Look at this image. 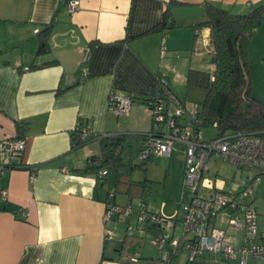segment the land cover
Here are the masks:
<instances>
[{
	"label": "crops",
	"instance_id": "1",
	"mask_svg": "<svg viewBox=\"0 0 264 264\" xmlns=\"http://www.w3.org/2000/svg\"><path fill=\"white\" fill-rule=\"evenodd\" d=\"M68 1L0 0V148L3 140L19 135L17 122L23 124L21 134L26 139L22 156L9 158L10 164L26 167L0 170V189L7 193L0 203V264L125 262L126 244L134 243L136 237L143 238L128 231L118 236L117 223L129 224L132 216L139 235L161 234L180 241L182 232L177 234L176 229L182 221L175 212L192 197L191 187L184 183L186 146L176 141L168 156L154 157L144 167L141 162L129 165L132 156L130 149L124 153L125 144L130 147L135 144L137 156L144 135L151 128V114L139 100L131 102L127 114H115L108 109V92L115 87L125 94L148 93L154 88L156 75L163 74L176 94L165 72L178 59L174 54L186 48L199 51L201 36L210 72L213 69L209 28L193 25L204 19V3L236 14L248 13L264 3V0H78V9L69 12ZM168 7L177 26L145 33L162 20ZM47 26L48 50L37 54L39 32ZM86 46L90 47L91 55L85 64L82 57ZM188 57V70L203 71ZM77 122L89 125L96 134L125 135L120 151L115 152L120 156L118 171L129 180L143 183L144 191L137 186L130 190L125 186L116 188L114 168L115 174L106 169L103 176L100 172H82L91 158L101 160L102 147L99 140H90L73 148V134L78 136L74 130ZM216 155L219 154H212L206 162L197 195L211 197L216 192L236 190V183L230 190L225 179L216 177L212 181L205 176ZM33 167L36 168L31 177ZM174 169L183 174V184L190 191L183 189L181 196L165 197L166 185L172 177L170 171ZM215 172L218 174L219 169ZM109 191L115 194L113 203L133 208L131 216L105 224L103 215ZM252 198H245L244 203L256 211L251 206ZM260 206L262 212L256 211L259 232L264 231V202ZM141 207L169 219L159 228L151 224L140 227L136 219ZM212 223L225 230L228 242L234 245L243 242V232H236L227 223L226 215L217 216ZM105 228L113 230V239H105ZM117 253L120 259H112ZM204 255L203 261L208 260V264H239L238 260L226 261L220 253L201 256ZM245 264H264V258L247 255Z\"/></svg>",
	"mask_w": 264,
	"mask_h": 264
},
{
	"label": "built area",
	"instance_id": "2",
	"mask_svg": "<svg viewBox=\"0 0 264 264\" xmlns=\"http://www.w3.org/2000/svg\"><path fill=\"white\" fill-rule=\"evenodd\" d=\"M66 7L69 12H74L79 7V1L69 0ZM90 55V47L86 46L82 63L86 64ZM134 94H125L118 88L111 87L108 92V109L117 115L127 114L131 102L135 99ZM145 101L146 103L143 104L151 114V128L144 135L142 148L137 152L143 167L154 157L168 156L176 141L186 146L184 183L191 187L192 197L188 203L181 204L179 210L175 212L182 221V239L169 240L161 234H155L152 243L158 250V258L148 260L140 252H136L127 256L125 262L103 260L100 264H140L141 262L175 264L174 257L183 250L187 253V262L196 261V258L204 253H220L226 261L238 260L239 264H245L247 255L264 258V231L258 230L257 213L240 201L243 198H251L253 184L264 178V134L246 131L224 133L218 131L214 123L212 128L216 130V134L206 139L203 135L198 104L193 102L188 104L187 100L177 98L169 90L163 74L156 75L154 89L146 96ZM74 130L83 144L107 136L106 133H94L89 125L81 122H77ZM25 148L24 137L3 140L0 148V170L2 171L4 165L9 163L10 157L22 156ZM215 153L240 168L256 170L255 175L240 180L241 189L238 193L216 192L211 197L196 194L206 162ZM99 161L100 159L97 158L95 164ZM35 168L33 167L31 177ZM106 173V169L100 171L102 176ZM114 195L113 191H109L106 196L103 215L105 224L112 220H125L133 212L130 205L120 206L113 203ZM6 196V190L0 189V203L5 201ZM221 214L227 216V223L236 232H243V242L240 245L228 242L225 230L212 223V220ZM168 219L167 216L147 212L141 207L136 220L140 227L151 224L159 228ZM104 237L107 240L113 239V230L105 228Z\"/></svg>",
	"mask_w": 264,
	"mask_h": 264
},
{
	"label": "trees",
	"instance_id": "3",
	"mask_svg": "<svg viewBox=\"0 0 264 264\" xmlns=\"http://www.w3.org/2000/svg\"><path fill=\"white\" fill-rule=\"evenodd\" d=\"M205 17L193 24L195 27L209 28V41L212 47L210 63L211 72L189 69L186 82L205 89V95L199 106V117L202 127H212L214 123L220 132L237 133L252 132L264 134V102L252 94V74L248 59V47L251 37L259 30L264 22V3L254 7L244 14L231 13L211 3H204ZM170 8L163 13L162 20L145 31L168 29L177 24L171 19ZM49 26L39 32L37 54L48 50ZM158 75V74H157ZM167 81V79H166ZM168 83V81H167ZM155 85V84H154ZM169 90H171L168 83ZM154 89V88H153ZM148 93H135V99L146 103ZM174 94V93H173ZM179 98L176 94H174ZM181 99V98H179ZM183 100V99H182ZM19 135L15 139L23 138V124L16 123ZM76 132V131H75ZM125 140L124 134L103 136L99 139L102 147L101 160L95 164L96 158H91L83 173H99L102 169L116 170V188L124 187L127 190L133 186L145 190V185L129 180L125 173H120L119 153ZM83 145L79 136L73 134V148ZM26 167L15 164H5L4 168ZM28 167V166H27ZM113 201V200H112ZM188 264L196 263L187 262ZM203 264V263H202Z\"/></svg>",
	"mask_w": 264,
	"mask_h": 264
},
{
	"label": "rangeland",
	"instance_id": "4",
	"mask_svg": "<svg viewBox=\"0 0 264 264\" xmlns=\"http://www.w3.org/2000/svg\"><path fill=\"white\" fill-rule=\"evenodd\" d=\"M204 36H201L199 39L198 45L199 51L191 52L190 48H186L182 50L179 54H174L173 57L178 58L173 61L172 64H170L169 69L170 71L165 72L170 77V84L173 88L176 95L183 99L187 100L188 104L190 102L200 104L202 99L205 95V89L199 86H196L194 84H188L186 82V75L188 72V61L189 57L191 56V59L197 63V65H200L202 67L201 69L206 72H210V66L208 62V55L206 53L205 44H203ZM162 54L165 53L164 47L162 48ZM248 59L250 62V69L252 74V94L259 99L260 101L264 102V22H262L261 27L259 30L251 37L249 47H248ZM166 67V66H163ZM137 100V99H134ZM216 134V130L212 127H203V135L204 137L210 138L213 137ZM136 145L133 144L131 147L128 143L125 144V151L130 149L129 154L132 156L129 165H133L134 163H139L140 160L137 156H135V149ZM211 166L209 167V172L205 174V176L212 179V181L215 180L216 177L223 178L227 181V189L232 190V186L234 183L237 185L236 192L240 190L239 188V181L240 179L247 178L248 176L254 175L255 170L250 168H240L232 163H229L227 161H223L220 157V155L213 156L211 159ZM216 168L219 169L218 174H216L215 170ZM138 169H134V172H137ZM184 173V172H183ZM110 174H115L113 169H111ZM170 174L172 177L169 179L168 184L166 185V189L164 192L165 197H175V196H181V192L183 189L190 191V188L188 186H185L183 184V174L181 172H178L177 169H174L173 172L170 171ZM231 184V188L228 187V185ZM185 186V187H184ZM187 187V188H186ZM229 190H226V193H235L234 192H228ZM155 195L154 192H152V196ZM255 196V198H254ZM251 206L253 208H256V211L262 212L261 210V202H264V178L260 180L254 187H253V198H252ZM243 202H245V198L242 199ZM113 224V223H112ZM112 224H110L112 226ZM118 224V236L123 235L124 233L133 232L132 234L136 236L143 237L142 239L134 238L135 242L131 244H126V247L124 248V256L132 255L136 252H140L142 256L145 259L151 260L156 259L159 256L158 250L155 245L151 243L152 234L147 235H139L137 233V230L134 228L135 225V216H132L131 220L128 223H117ZM128 227V229H127ZM131 228V229H130ZM126 231V232H125ZM182 232V225L178 226V229H176L177 234H181ZM108 247V246H107ZM204 256H198L196 258V263L192 264H202L203 262L205 264H208V260L203 261ZM123 257V256H122ZM112 259L118 260L120 259L119 254H113L111 256ZM203 261V262H202ZM174 263L175 264H188L187 263V253L183 250L179 252V254L174 257ZM203 263V264H204ZM140 264H146L144 262H141ZM214 264V263H212Z\"/></svg>",
	"mask_w": 264,
	"mask_h": 264
}]
</instances>
